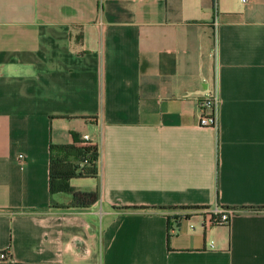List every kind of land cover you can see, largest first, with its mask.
Here are the masks:
<instances>
[{"label": "crops", "instance_id": "0c3cea01", "mask_svg": "<svg viewBox=\"0 0 264 264\" xmlns=\"http://www.w3.org/2000/svg\"><path fill=\"white\" fill-rule=\"evenodd\" d=\"M73 137L98 150L68 179L87 208L48 189ZM259 207L264 0H0V264H264Z\"/></svg>", "mask_w": 264, "mask_h": 264}, {"label": "trees", "instance_id": "16d2710c", "mask_svg": "<svg viewBox=\"0 0 264 264\" xmlns=\"http://www.w3.org/2000/svg\"><path fill=\"white\" fill-rule=\"evenodd\" d=\"M77 138L73 137V143L71 144H50L49 145V193L64 192L70 194L69 204L65 207L73 208H87L91 206L98 199V189L93 190H76L68 184L70 178H81V177H95L97 175L98 167V150L95 145L83 144L75 145ZM83 141V140H82ZM67 158L73 160L81 159L83 165L77 164L71 165L67 161ZM66 159V161H65ZM125 209H170V206H129L124 207ZM181 209H196L204 207L196 206H182ZM264 209V207H259Z\"/></svg>", "mask_w": 264, "mask_h": 264}, {"label": "built area", "instance_id": "2783aa9c", "mask_svg": "<svg viewBox=\"0 0 264 264\" xmlns=\"http://www.w3.org/2000/svg\"><path fill=\"white\" fill-rule=\"evenodd\" d=\"M212 24L215 28L217 21L214 17ZM219 104V98L217 95V89L213 86L212 91L201 98L197 102V107L201 111L198 118V124L203 127L217 128L218 116L217 107ZM87 136L83 135L82 140H86ZM235 212L234 209H219L214 208L213 210L206 212L209 225L227 224L230 216ZM9 259L7 251L0 252V260Z\"/></svg>", "mask_w": 264, "mask_h": 264}, {"label": "rangeland", "instance_id": "374dc122", "mask_svg": "<svg viewBox=\"0 0 264 264\" xmlns=\"http://www.w3.org/2000/svg\"><path fill=\"white\" fill-rule=\"evenodd\" d=\"M83 141H86V140H83ZM83 163H82L81 159L72 160L70 162L71 165L77 164L79 166H82ZM86 181L87 180H84V178H74V179H71L70 184L75 186V185H78V184H84ZM82 189H85V188L83 187ZM61 197H69V194L62 193Z\"/></svg>", "mask_w": 264, "mask_h": 264}]
</instances>
